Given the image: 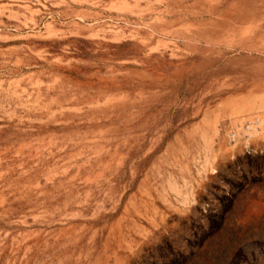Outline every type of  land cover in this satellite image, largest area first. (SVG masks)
<instances>
[{
  "label": "rangeland",
  "instance_id": "obj_1",
  "mask_svg": "<svg viewBox=\"0 0 264 264\" xmlns=\"http://www.w3.org/2000/svg\"><path fill=\"white\" fill-rule=\"evenodd\" d=\"M0 264H264V0H0Z\"/></svg>",
  "mask_w": 264,
  "mask_h": 264
},
{
  "label": "built area",
  "instance_id": "obj_2",
  "mask_svg": "<svg viewBox=\"0 0 264 264\" xmlns=\"http://www.w3.org/2000/svg\"><path fill=\"white\" fill-rule=\"evenodd\" d=\"M238 130L234 128H229L226 131V138L233 142L237 138H239L242 133V135H245L248 131L257 128L258 127V119L255 116L247 117L243 119L240 123L237 125ZM239 134V135H238ZM249 148V146L246 147V149Z\"/></svg>",
  "mask_w": 264,
  "mask_h": 264
},
{
  "label": "bare ground",
  "instance_id": "obj_3",
  "mask_svg": "<svg viewBox=\"0 0 264 264\" xmlns=\"http://www.w3.org/2000/svg\"><path fill=\"white\" fill-rule=\"evenodd\" d=\"M238 140V139H237ZM245 141V140H244ZM230 143V142H229Z\"/></svg>",
  "mask_w": 264,
  "mask_h": 264
}]
</instances>
